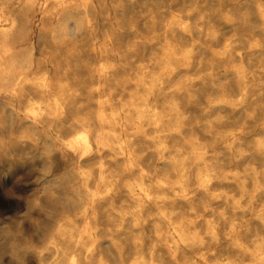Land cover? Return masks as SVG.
<instances>
[{
	"label": "clouds",
	"instance_id": "9594fccd",
	"mask_svg": "<svg viewBox=\"0 0 264 264\" xmlns=\"http://www.w3.org/2000/svg\"><path fill=\"white\" fill-rule=\"evenodd\" d=\"M0 264H264V0H0Z\"/></svg>",
	"mask_w": 264,
	"mask_h": 264
}]
</instances>
